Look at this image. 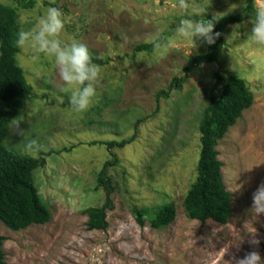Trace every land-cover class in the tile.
Listing matches in <instances>:
<instances>
[{
	"label": "rangeland",
	"instance_id": "obj_1",
	"mask_svg": "<svg viewBox=\"0 0 264 264\" xmlns=\"http://www.w3.org/2000/svg\"><path fill=\"white\" fill-rule=\"evenodd\" d=\"M32 9L16 0L0 3L16 7L21 30H28L48 6L63 12L62 39L84 43L93 57L106 63L92 106L71 110L67 92L54 64L43 55L19 51L16 60L34 98L13 121L22 135L7 129L5 145L39 158L46 164L34 171L41 200L52 218L42 225L14 231L0 221L6 264H235L249 251L264 260V214L253 217L251 195L264 182V46L248 33L252 23L228 26L221 63L196 64L190 59L209 45L175 35L183 18L179 0H35ZM256 8L264 0H254ZM208 19L238 14L245 0H187ZM158 37V39H156ZM167 41L162 54L136 52L138 45ZM244 79L254 101L219 141L223 180L231 193L232 212L226 224L200 222L187 216L184 197L196 178L201 151L199 121L216 72ZM181 88L169 86L184 78ZM168 91L167 97H159ZM100 109V110H98ZM123 148L91 145L94 141H122ZM35 144L29 147V142ZM116 156L120 166L110 169L115 185L113 209L107 211L106 230H88L85 210L103 203L96 174ZM172 203L176 217L163 229L147 221L140 226L133 207ZM247 228L256 230L249 233ZM259 240L258 244L251 240Z\"/></svg>",
	"mask_w": 264,
	"mask_h": 264
},
{
	"label": "trees",
	"instance_id": "obj_2",
	"mask_svg": "<svg viewBox=\"0 0 264 264\" xmlns=\"http://www.w3.org/2000/svg\"><path fill=\"white\" fill-rule=\"evenodd\" d=\"M19 7L32 9L35 0H16ZM246 6L242 12L231 14L219 19L213 29L219 32L214 44L209 45L206 53L190 59L186 71L192 70L196 64L221 63V54L225 40L224 30L234 24L251 21L250 16L256 11L254 0H245ZM209 16L208 19H211ZM21 30L20 15L16 7L0 3V221L8 228L19 231L32 225L48 223L52 218L51 208L44 203L38 193L34 171L46 164L45 156L39 158L16 152L5 145L7 129L17 117L26 102L32 100L33 88L27 82L19 67L16 55L20 49L14 46L16 34ZM157 40L150 44L138 45L136 52H152ZM93 62L99 66L105 61L93 57ZM215 83L210 88L209 100L203 109L199 121L201 134V151L196 167L195 181L190 185L183 206L187 216L192 220L206 222L212 220L226 224L232 212L231 193L223 180V162L219 159L217 146L229 128L234 126L244 110L251 107L253 94L244 79L231 73L216 72ZM184 78H175L168 88H181ZM168 91H160L159 97H167ZM100 110V109H98ZM135 139L122 141H94L91 145L101 144L109 149L123 148ZM120 166L119 159L114 156L107 160L96 174V188L105 193L101 205L85 210L88 216V230H106L108 228L107 211L113 209L112 193L115 185L110 176V169ZM133 214L140 226L149 221L154 229H163L173 223L176 217L175 206L168 202L156 207H133ZM6 237L0 235V264H6L3 249Z\"/></svg>",
	"mask_w": 264,
	"mask_h": 264
},
{
	"label": "clouds",
	"instance_id": "obj_3",
	"mask_svg": "<svg viewBox=\"0 0 264 264\" xmlns=\"http://www.w3.org/2000/svg\"><path fill=\"white\" fill-rule=\"evenodd\" d=\"M177 7L183 18L175 28L176 37L191 40V51L197 48L198 43H215L220 33L214 32L213 29L221 17L213 13L211 19H206L203 15L205 11L188 4L187 0H179ZM249 18L252 26L248 38L255 45L264 46V5H259ZM64 25L65 19L61 9L48 6L37 16L30 29L17 32L14 46L33 56L43 55L50 58L62 82L60 91L69 93L68 103L71 110L83 113L92 106L97 95L102 70L93 62L92 54L84 43L76 40L66 42L62 39ZM168 47L170 43L167 41L156 44V49L161 54ZM19 122L13 121L12 127L14 132L22 135ZM34 144L35 141H30L29 147ZM249 211L253 217L264 214V182L252 192ZM246 229L253 234L256 231L253 227ZM251 243L258 244L259 240L253 239ZM235 264H264V260L258 251L253 250L236 259Z\"/></svg>",
	"mask_w": 264,
	"mask_h": 264
}]
</instances>
